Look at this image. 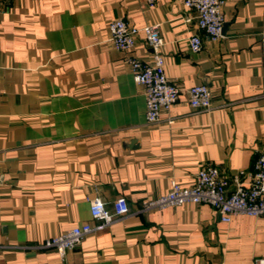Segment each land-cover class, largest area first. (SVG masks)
Instances as JSON below:
<instances>
[{"label": "crops", "instance_id": "crops-1", "mask_svg": "<svg viewBox=\"0 0 264 264\" xmlns=\"http://www.w3.org/2000/svg\"><path fill=\"white\" fill-rule=\"evenodd\" d=\"M223 36L211 42L184 0H0V264H255L264 217L221 221L207 204L142 211L206 165L229 176L264 151V0H223ZM158 25L165 70L180 89L160 120L146 118L130 60L150 63L143 33L130 51L109 24ZM201 37L200 52L189 40ZM206 85L212 107L192 108ZM125 198L129 215L61 256L35 249L101 221Z\"/></svg>", "mask_w": 264, "mask_h": 264}, {"label": "built area", "instance_id": "built-area-1", "mask_svg": "<svg viewBox=\"0 0 264 264\" xmlns=\"http://www.w3.org/2000/svg\"><path fill=\"white\" fill-rule=\"evenodd\" d=\"M146 1L153 7L157 0ZM183 4L198 13V27L211 42H217L222 38L223 0H184ZM1 20L0 9V23ZM109 31L110 41L119 50H132L140 33L144 34L153 49L150 63L138 59L130 60L129 63L137 83L145 89L147 121L158 122L162 112L173 108L180 96L179 87L171 82L166 74L165 57L161 52L165 40L160 34L159 26L147 25L136 28L122 19H116L110 22ZM189 45L193 53L200 52L203 46L201 37L194 35L189 40ZM188 94L192 108L201 111L211 109L212 93L208 86L195 85L188 90ZM188 204L211 206L225 224L231 223L239 215L264 217V151L259 153L252 170H241L232 176L215 166L206 165L196 174L192 185L174 183L167 193L147 201L142 211H162ZM90 212L95 220L101 221L98 228L82 224L46 240L35 249L56 250L61 256H65L94 231L126 218L129 215V206L127 200L121 197L114 203V212L111 213L102 200L94 199L90 200ZM255 264H264V258L256 259Z\"/></svg>", "mask_w": 264, "mask_h": 264}]
</instances>
